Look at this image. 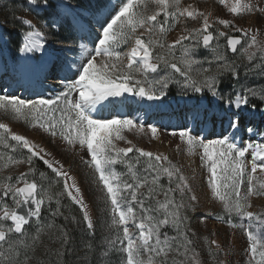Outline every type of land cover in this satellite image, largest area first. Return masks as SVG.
Returning a JSON list of instances; mask_svg holds the SVG:
<instances>
[{
	"label": "snow or ice",
	"instance_id": "obj_1",
	"mask_svg": "<svg viewBox=\"0 0 264 264\" xmlns=\"http://www.w3.org/2000/svg\"><path fill=\"white\" fill-rule=\"evenodd\" d=\"M148 2L155 4L159 12L149 14L146 11ZM179 2L180 0H119L118 4L111 7L103 22H97L98 35L93 39L91 29L84 23V19L94 17L101 8L81 7L79 0H24L21 10L40 17L42 27L35 26L32 20L25 17L14 16L22 26L17 40L19 56L10 66L0 64V73L7 72L10 67L19 86L26 87L44 76L50 66H56L58 73H62L58 83L63 86V91H59L52 99L40 95L25 99L12 94L11 87L5 85L0 87V110L12 120L22 119L37 129V135L42 132L45 137L55 140L58 147L61 141H66L74 152L86 148V155L90 160L86 159L85 163L93 169V182L98 186L102 185L101 190L105 193V212L110 216L108 227L117 233L115 237L108 239V245L117 248L119 241L118 250L126 254L125 264H146V261L147 264H192V261L177 260L178 256H187V249L181 253L175 243L178 237L186 239V230L182 232L181 229H186L188 217L182 216L181 210L196 200L192 195L188 196L189 204L183 203L185 196L191 191L185 176L179 168L171 166L166 155H154L135 146L120 147L116 143L125 140L122 135L125 129L146 127L155 138L160 128L154 123L145 125L139 118H93V113L98 112L97 105H122L128 97H135L133 102L141 104L145 100L162 103L170 84L176 83L181 89L180 94L190 98L192 108L185 117L189 124L180 129H172L168 134L179 137L180 144L177 148L184 145L189 155L199 157L200 168L207 174L206 180L202 178V182L206 183L211 196L222 203L229 216L228 224L236 227L231 220L233 214L241 220L249 221L245 229L248 264H264V239L251 231L254 221L264 224V217H257L248 210L251 207L249 197L264 195V130L256 123L259 121L264 124V85L241 84L239 89L233 86L231 90L221 88L223 79L229 77L240 82L241 65L226 56L227 51L237 53L238 46L243 48L249 60V64L243 66L245 78L255 74L264 75V55L257 58L255 52L248 51L257 49L264 54V43L257 41V36L251 33V29L236 27L228 19H220L218 23L224 28H235L241 36H229L219 29L214 36L209 32L212 25L208 18L189 7L179 11V16L187 15L194 20L204 17L201 28L165 45L154 39V35L157 29L161 35L165 33L169 16L177 18L176 13L169 9H177ZM258 2L264 3V0ZM219 3L232 14L259 12L264 15V7H258L250 0L244 3L234 0L232 4L219 0ZM160 13L164 16L163 21L157 19ZM65 29L69 32L89 33L91 47L80 45L78 62L66 58L61 60L57 55L73 49L58 39L60 32ZM145 33L147 39L143 38ZM221 38L226 40L223 45L224 53L219 51ZM183 40L190 41L193 48L201 45L209 48L216 40L217 52L212 59L217 62V70L202 80L189 79L185 70L177 62H173L175 46L183 47ZM52 44H59L61 47L53 49ZM121 44L128 45V50H118ZM157 45L159 48L167 47L168 56L172 59H166L160 54L154 56L153 49ZM187 56L188 49L184 48L181 60L184 64L191 65L194 61L187 59ZM161 63L166 74L170 69L183 79L150 78L148 74L157 73ZM256 69H259L258 73L254 71ZM73 74L75 79L72 78ZM137 76L142 79H137ZM122 97L123 99H119ZM104 101L107 104H103ZM147 107L159 105L149 104ZM193 125L198 131L194 130ZM209 125L219 127L220 133L210 138L205 131ZM238 141H242V144ZM0 145L4 149H23L20 158H11L9 163L29 166L27 172H20L15 183H6L0 188V203L3 204L0 207V225L10 221L6 224L7 232L14 234L6 236L3 227H0V242L11 248L10 241L19 239L28 231L26 226L32 223L30 217L36 218V232L39 233L42 230L39 225L45 201L49 202L47 211L50 217L55 218L63 215L60 200L65 195L73 205L78 206L82 214V219L72 217L71 222L86 226L81 227V230L94 235V219L80 187L52 152L27 136L13 132L8 123L4 122H0ZM130 153L137 155L133 158L129 156ZM133 159L134 162H130ZM37 162L50 170L54 175V183H62V190L55 197V208L50 206L53 195L35 179H29V174L34 175L37 171ZM118 163L127 166L129 178L126 179L125 174L115 171L114 166ZM258 171L261 178L256 175ZM39 176L44 178V172H40ZM162 176L167 177V185L160 183ZM175 193H179L181 203L176 202ZM160 196H163V200L159 199ZM8 198L16 206L30 205V210L25 215L20 214L6 203ZM199 219L204 223L207 217L201 216ZM65 220L68 221L69 217L65 216ZM129 223L138 229V234L130 230ZM169 224L176 228V236L170 237L168 232L162 231ZM47 227L52 225L48 224ZM240 227L245 228L243 224ZM121 229L122 236L119 235ZM61 233V247L54 253H48L49 256L54 255L57 261L71 254V250L66 247L69 236L63 229ZM187 243L191 245V240ZM211 243L215 244L216 241ZM32 261L33 257L24 254L22 259H9L7 264H32ZM49 264H55V261H49Z\"/></svg>",
	"mask_w": 264,
	"mask_h": 264
},
{
	"label": "rangeland",
	"instance_id": "obj_2",
	"mask_svg": "<svg viewBox=\"0 0 264 264\" xmlns=\"http://www.w3.org/2000/svg\"><path fill=\"white\" fill-rule=\"evenodd\" d=\"M82 1L86 5L84 8H101V11L97 15L90 18L87 17V19L84 20L85 24L94 22L95 36H97V22H103L104 17L111 11V7L118 4L119 0ZM226 2L232 4L234 0H226ZM244 2H246V0H241V3ZM250 2L258 7H264V3H259L258 0H250ZM23 3L24 0H0V34L6 38V43L0 44L1 64H7L10 66L19 56L17 52V40L22 26L18 20L14 19V16L18 15L25 17L32 20L35 26L42 27L43 22L40 17H38L35 13H28L21 10L20 6ZM189 7L198 12H202L204 16L208 18L210 24L212 25L209 32H211L214 36L217 33V29L225 31L229 36H241V33L237 32L235 28L231 26L229 28H224L223 25L218 23L220 19H228L232 21V24L236 27L246 30L251 29V33L256 34L257 41L264 43V31H262L264 30V15H261L259 12H242L240 14L229 13L226 9H224L223 5L219 3V0H180L177 9H169L170 12L176 13L177 18L173 19L172 16H169V24L165 25V33L161 35L157 29L154 39H158L163 44L168 45L172 44L176 39L181 38L183 35L192 32L194 29L201 28L204 17L194 20L187 17V15L179 16V11ZM146 11L149 14H152L154 12H159V9H157L155 4L148 2L146 4ZM44 15H47V13ZM157 19L158 21H163V14L160 13ZM197 34L199 35V33ZM143 38L147 39L146 33ZM58 39L64 41L68 48H73L72 50H65L57 53L61 60L66 58L69 61L75 60L78 62V58L80 56V45L84 44L87 47H91L90 43L83 41L77 32H69L66 29L60 32ZM132 43L134 44V41H132ZM219 43L221 45L219 51L224 53L225 49L223 45L226 44V40L221 38ZM216 44L217 41L214 40L212 42V46L209 48H204L202 45L199 48H193L190 41L183 40V47L181 45L175 46V59L173 62H177L178 66L185 70L189 79L202 80L217 70V62L212 59L217 52V49L215 48ZM60 47L61 45L59 44H52L53 49ZM244 47L246 48L247 45H244ZM184 48L188 49L187 59L194 61L191 65H186L181 60V58L184 57ZM118 50L127 51L128 45L121 44L120 49ZM248 51L255 52L257 58L264 55L258 52L257 49H249ZM153 52L154 56L155 54H160L165 56L166 59H172L168 56L167 47L159 48V45H157L153 49ZM229 55V51H227L226 56L228 58ZM231 56L232 58L230 59H235L236 63L241 65L240 82H230V86H223V82L221 85L223 90H231L233 86H235L236 89H239L241 84L264 85V75L255 74L249 75L245 78L243 66L249 64V60L243 48H240L239 46L238 52ZM255 62L256 61L254 60L253 63ZM124 63L126 64V59L124 60ZM162 69L163 64L161 63V67L158 69V72L149 73V77H172L174 80L183 79V77L179 74H174L170 69L167 74ZM205 69H207V71H205ZM254 71L258 73L259 69ZM4 73L6 76H11L12 79L10 78L6 82L3 81L0 83V87L2 85L10 86L12 94L18 95L22 88L26 90L32 88L30 86L29 88L28 86H19L10 67L8 71ZM60 75H62V73H58L56 66H50L45 80H57ZM72 78L75 79V74H73ZM137 79H142V77L137 76ZM14 87H17V91L12 89ZM59 91H63V86L57 89H51L47 93H35L33 98L36 95H40L44 98L52 99ZM180 93L181 89L179 85L172 83L170 84L168 94L164 97L162 103L161 101H152L149 103V101L145 100L143 101V104H141L133 102L136 100L135 97H128L126 102L122 104L124 109L123 115H119L117 117L132 118L134 120L139 118L141 120L140 116L143 115L146 109H151L154 112L162 108L169 109L174 104H181L187 106L182 112V117L185 119L186 113L192 108V103L190 102V98L188 96H183ZM23 95L24 94H22V98H24ZM125 96H127V94H125ZM170 96H175V98H169ZM149 104L159 105V107L149 108L147 107ZM93 118L96 117L93 115ZM0 122L8 123L13 132L27 136L29 139L41 144L52 152L54 158L62 162L64 170L75 178L77 185L80 187L81 192L85 197V202L89 206L90 214L93 216L96 226L95 233L94 235H88L86 231H80L81 233H84L82 235L83 242L76 251L73 247L70 248L71 254H69V264H125L126 254L118 250L119 241H117V248H112L108 245V239L115 237L117 233L110 230L108 227V223H110V216H108L105 212V204L103 200L105 193L101 190L102 185L98 186L93 182V169L89 164L85 163L86 159L90 160V157H87L86 155V148L74 152L72 146L68 145L66 141H61L58 147L55 140H52L50 137H45L42 132L40 135H37V129H34L30 125L26 124L22 119L12 120L10 117L5 115L2 110H0ZM256 123L262 130H264V124H260L259 121H256ZM143 124H153V122L145 121ZM158 127L160 128V132L155 138H153L152 134L146 127L143 129L135 127L125 129L122 132L125 140L117 141L116 143L120 147L135 146L142 148L145 151H150L154 155H166L171 162V166L179 168L180 172L185 176L187 183L190 185L191 191L187 194V196H185L183 203L189 204L188 196L192 195L196 197V200L191 202L189 207L181 210V215H186L188 217L186 229H181L182 232L186 230V239L181 236L175 241L177 246L180 248L181 253H184L187 249V256H178L177 260L192 261V264H248V256L246 252L248 241L245 229L248 227L249 221L247 219L241 220L233 214L231 220L236 227H232L228 224L227 221L229 216L228 213L225 212L222 203L211 196L206 183L202 182V178L206 180L207 174L200 168L199 157L196 155H189L185 150L184 145L177 148V145L180 144L179 137L169 135L168 131L171 129L164 130L159 125ZM215 134L216 133H214V135ZM212 136L213 135H211L210 138ZM42 137L44 138L42 139ZM11 143L14 144L15 142ZM238 143L242 144V141H239ZM22 151L24 150L4 149L3 145H0V188H2V186L6 183H15L16 177L21 171H28L29 166L27 164L16 165L9 163L11 158H20V152ZM135 155L137 154H129V156L133 158ZM130 162H134V159ZM114 168L117 173L125 174V178H129L127 175L126 165L118 163L114 166ZM136 168L138 169L139 165H137ZM39 173L36 171L34 175L29 174V179H35L48 190L50 195H53V200L50 206L55 208V197L56 194L62 190V183H54V175L50 171L49 174L44 173V178H41ZM256 175L258 178H261L259 171ZM160 183L167 185V177L162 176ZM174 196L176 202L181 203L179 193H175ZM66 198L69 199L67 195H65L60 200L63 212V215L61 216L69 217V220H65L64 222L66 223V232L68 236H70L78 230V225L72 223L71 218L75 217L78 220L82 219V214L79 212L78 206L73 205L71 202L69 203ZM159 199L163 200V196H160ZM6 203L10 207H16L11 198H8ZM249 203L251 204V207L248 209L249 211L254 212L257 217H264V195H253L249 197ZM0 207H3L2 203H0ZM48 207L49 202L45 201V204L42 206V210L47 214L45 221L40 220L39 226L42 230L39 233L36 232L37 225L36 218H34L30 220L32 221L31 225L26 226L28 231L22 237L10 241L12 244L11 248H8L3 243L0 244V264H5L9 259L15 260L17 257L22 259L24 254L33 257L34 260L40 250L47 249V243H51L53 245L56 244L59 245V248L61 247V240L59 239L60 236H57V232L59 230L54 229L53 226L47 227L48 224L54 225L55 223L53 219H57L61 216L51 218L49 212L47 211ZM73 207L76 208V210L73 209ZM136 211L139 212V209H136ZM160 215L161 218H163V210H161ZM201 216L207 217L204 223L200 222L199 218ZM7 223H10V221L6 222L4 225H0V227H3L6 236H12L14 234L7 232ZM241 224H243L245 228H241ZM128 226L130 230H133L138 234V229H135L134 225L129 223ZM83 227L86 228V226ZM162 231L168 232L170 237L176 236L177 234L176 228L171 224L164 227ZM251 231H253L256 235H259L261 239H264V224H260L259 221H254L251 226ZM46 232L47 234H45ZM119 235L122 236V229ZM33 237H35V240ZM188 240H191V245H188ZM213 240L216 241L215 244L211 243ZM44 242H46L45 247H43Z\"/></svg>",
	"mask_w": 264,
	"mask_h": 264
},
{
	"label": "bare ground",
	"instance_id": "obj_3",
	"mask_svg": "<svg viewBox=\"0 0 264 264\" xmlns=\"http://www.w3.org/2000/svg\"><path fill=\"white\" fill-rule=\"evenodd\" d=\"M86 25H88L89 28L91 29L92 37L94 39L95 38V31H94L95 24H94V22L90 23V24H86ZM77 34L83 39V41L89 43L90 37H89V33L87 31L77 32ZM0 37H3V40H0V44L5 43L6 38L4 36H2L1 34H0ZM0 64H1V58H0ZM47 73H48V71H47ZM47 73L44 76H42L38 79H35L33 81L32 85L30 86V87H32L31 89L26 90L24 88H22V89L20 88L21 90H20V93L18 95H20L22 97V94H24L23 96L25 99L33 98L35 93H47L51 89H57V88L62 86L60 83H58V79L46 81L45 77H46ZM10 78H11V76H6L4 72L0 73V83H2L3 81L4 82L8 81ZM42 82H44V83H42ZM28 88H29V86H28ZM12 89L14 91H17L16 90L17 87H14ZM103 104H107V101H104ZM186 107L187 106H184L181 104H174L169 109H163L162 108V109H160L158 111H154V112L151 109H146V111H144L142 116H140V115H138V116H140L142 123L145 121L146 122L149 121V122H153L157 126L158 125L161 126L162 129H164V130H170V129L172 130V129L185 127L189 124V122L186 121V119H184L182 117V112L185 110ZM97 109H98V112H94L93 115L95 117L99 116L101 118H113V117H117L119 115H123V113H124L123 112L124 111L123 105H121V104L108 105L107 107H103V105H97ZM193 128L195 131H198V128H196V126L193 125ZM205 131H206V134L210 137L211 135H214V133L218 134L220 132V129H219V127L213 128L212 125H209Z\"/></svg>",
	"mask_w": 264,
	"mask_h": 264
},
{
	"label": "trees",
	"instance_id": "obj_4",
	"mask_svg": "<svg viewBox=\"0 0 264 264\" xmlns=\"http://www.w3.org/2000/svg\"><path fill=\"white\" fill-rule=\"evenodd\" d=\"M75 2V0H74ZM79 6H82V7H85V3H83L82 0H79ZM229 58H232L231 55H229ZM223 86H227L229 85L230 86V82H236L235 80H232L230 77L228 79H223ZM174 97V96H173ZM37 172H44L46 174H49V170L46 169L42 163H39L37 162ZM67 199V198H66ZM69 201V203L71 202L69 199H67ZM73 209L76 210V208L73 207ZM46 212L42 210V213H41V217H40V220L41 221H45V217H46ZM54 221V225L53 228L54 229H57L59 230L57 232V236H60L62 235L61 233V229H63L64 231H67V228H66V223L64 222L65 221V217L61 216L57 219H53ZM81 227H83L82 225H78V230L73 233L72 235L69 236V243L68 245H66V247L68 249H70L71 247H73V249L76 251L77 249H79L81 243L83 242V239H82V235L84 233H81ZM47 234V232L45 233ZM44 234V235H45ZM60 239V238H59ZM61 240V239H60ZM46 245V242H44L43 244V247H45ZM59 248V245H53L51 243H47V249L46 250H40L39 253L36 255V259H34L32 261V264H49V261H55V264H69V254L65 255L60 261H57L56 260V257L54 255H51L49 256L48 253H54L57 249ZM8 262V261H7ZM7 262L5 264H7Z\"/></svg>",
	"mask_w": 264,
	"mask_h": 264
},
{
	"label": "water",
	"instance_id": "obj_5",
	"mask_svg": "<svg viewBox=\"0 0 264 264\" xmlns=\"http://www.w3.org/2000/svg\"><path fill=\"white\" fill-rule=\"evenodd\" d=\"M230 54H233V52L229 51ZM16 211H18L20 214L25 215L30 210V205L21 204L19 206H16ZM34 217H30L29 219H32ZM1 243V242H0Z\"/></svg>",
	"mask_w": 264,
	"mask_h": 264
}]
</instances>
